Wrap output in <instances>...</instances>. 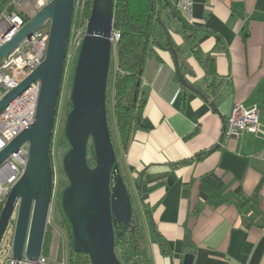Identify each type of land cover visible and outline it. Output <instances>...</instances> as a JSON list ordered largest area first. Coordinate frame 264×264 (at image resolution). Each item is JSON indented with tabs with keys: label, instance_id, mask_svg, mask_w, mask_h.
<instances>
[{
	"label": "crops",
	"instance_id": "obj_1",
	"mask_svg": "<svg viewBox=\"0 0 264 264\" xmlns=\"http://www.w3.org/2000/svg\"><path fill=\"white\" fill-rule=\"evenodd\" d=\"M177 2L169 0L175 9ZM166 20L171 43L184 52L182 74L216 110L184 92L170 52L157 51L162 63L147 61L144 128L126 151L120 148L118 162L138 203L150 262L183 264L190 254L193 264H264V141L253 134L225 137L235 105L258 106L264 129V0H194L197 49L215 58L216 91L205 85V68L185 45L180 24ZM247 202L245 223L239 207ZM145 208L171 257L153 245Z\"/></svg>",
	"mask_w": 264,
	"mask_h": 264
},
{
	"label": "water",
	"instance_id": "obj_2",
	"mask_svg": "<svg viewBox=\"0 0 264 264\" xmlns=\"http://www.w3.org/2000/svg\"><path fill=\"white\" fill-rule=\"evenodd\" d=\"M76 3L77 0H53L0 49V58H7L21 42L50 23L45 60L0 101L1 114L32 84H41L34 121L0 153L2 164L20 147L28 145L25 171L10 192L0 215V243L16 215L12 247L14 264H19L24 255L29 264L36 263L43 253L55 184L52 142ZM114 7L115 0H93L74 71L70 96L72 108L64 129L70 150L62 160L69 181L62 192V211L71 225L75 253L87 255L91 264H121L115 242L135 231L139 221L118 165L108 121ZM166 40L180 84L216 110L215 103L209 102L207 96L185 79L179 54L171 45L168 32ZM141 84L139 80L137 89ZM137 99L138 92H135L134 103ZM89 156L95 162L94 168L88 164ZM193 262L194 256L189 254L183 264Z\"/></svg>",
	"mask_w": 264,
	"mask_h": 264
},
{
	"label": "trees",
	"instance_id": "obj_3",
	"mask_svg": "<svg viewBox=\"0 0 264 264\" xmlns=\"http://www.w3.org/2000/svg\"><path fill=\"white\" fill-rule=\"evenodd\" d=\"M14 2L15 0H0V11L3 9L14 11ZM92 5L93 0H77L65 72L67 70L74 38L77 37L81 30L85 33L87 23L91 16ZM166 18L174 20L180 24L179 33L183 37L185 45L193 51L195 58L205 68V85L208 86L209 90L216 91L221 83V78L217 73L215 58L211 55L203 58L201 57L200 51L197 49L198 32H200L199 28L189 24L181 16L179 11L171 6L169 0H115L114 31L118 32L121 35V38L115 49L117 68L113 80L114 115L119 137V147L124 151L128 149L134 133L138 129L144 128L149 93L142 84L139 89H137L136 85L139 80L142 81L143 79L147 61L149 59H155L158 63H162L163 60L158 56L157 51H168L169 45L164 34V32L167 31L168 20H166ZM171 45L180 56L184 54L181 47H177L173 43H171ZM185 69L186 64L182 62L181 72L184 73ZM111 76L112 72L110 68L109 81ZM177 81L179 82L178 77ZM182 88L184 92L187 91L185 87L182 86ZM135 92H138L136 103H134ZM108 96L109 93L107 91V98ZM108 121L110 125L111 120L109 114ZM112 142L118 161V148L116 147L113 138ZM206 155L207 153H203L200 158ZM88 164L91 168L95 167V162L91 156H89ZM61 198L62 194L58 196L57 206L63 219L62 223L68 231L69 254L67 264H91L87 255L78 254L74 251L71 225L62 211ZM248 204L249 202L239 207L245 223L249 221L246 214ZM144 212L146 214L153 245H156L159 248L163 256L171 257L172 250L169 246V242L158 233L154 226V222L149 216L151 212L148 211L147 208H145ZM135 215L138 217L136 211ZM135 225V231H130L127 235L117 239L115 242L118 260L121 264H151L147 252V241L144 228L140 222ZM190 236V233H187V241L190 239ZM53 240L52 229L47 227L43 247V256L46 258L51 255ZM187 247H189L188 244Z\"/></svg>",
	"mask_w": 264,
	"mask_h": 264
},
{
	"label": "built area",
	"instance_id": "obj_4",
	"mask_svg": "<svg viewBox=\"0 0 264 264\" xmlns=\"http://www.w3.org/2000/svg\"><path fill=\"white\" fill-rule=\"evenodd\" d=\"M53 0H15L14 11H0V49L11 40L39 10ZM194 0H178L177 10L191 25ZM50 23L36 30L30 38L25 39L5 59L0 58V101L18 87L46 58L49 41ZM121 35L113 33L114 50ZM41 84L36 82L18 96L0 114V153L35 119ZM246 134H253L264 141V129L260 124V108L254 106L245 109L235 105L227 120L225 137L241 139ZM28 145L19 148L0 164V215L3 206L19 182L27 165ZM16 215H14L0 243V264H14L12 247L15 234ZM24 255L19 264H29ZM33 264H56L43 256ZM60 264H67V260Z\"/></svg>",
	"mask_w": 264,
	"mask_h": 264
},
{
	"label": "rangeland",
	"instance_id": "obj_5",
	"mask_svg": "<svg viewBox=\"0 0 264 264\" xmlns=\"http://www.w3.org/2000/svg\"><path fill=\"white\" fill-rule=\"evenodd\" d=\"M80 31L76 38H74L73 47L71 53L69 55V60L67 64V70L65 72V78L62 85L61 97L59 103V112L57 115V120L55 124V133L53 137V146H52V162H53V172H54V196L51 205V211L49 216L48 227L52 229L53 235V245L51 248V255L48 259L52 263L60 264L62 261L68 259V231L66 227L62 223V217L58 211V196L62 194L63 190L69 185V181L64 173L62 160L64 155L70 150V145L65 138L64 129L66 123V117L68 112L72 108V103L70 100L72 83L74 78L75 66L78 58V53L80 51V47L84 38V31ZM117 68V58H116V50L112 53L111 60V72L112 76L110 77V81L108 84V93L109 96L107 98V111L110 116V131L113 138V141L118 148V155L120 148L119 147V137L116 127V120L114 115V90H113V80L114 73ZM119 163V162H118ZM129 187V186H128ZM130 190V187H129ZM132 204L135 210H137V200L133 193H131ZM141 224L143 221L141 220ZM144 225V223H143ZM61 258V261H60Z\"/></svg>",
	"mask_w": 264,
	"mask_h": 264
},
{
	"label": "flooded vegetation",
	"instance_id": "obj_6",
	"mask_svg": "<svg viewBox=\"0 0 264 264\" xmlns=\"http://www.w3.org/2000/svg\"><path fill=\"white\" fill-rule=\"evenodd\" d=\"M136 216V215H135ZM140 222V218H139V221L137 222V223H139Z\"/></svg>",
	"mask_w": 264,
	"mask_h": 264
}]
</instances>
